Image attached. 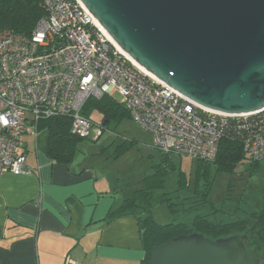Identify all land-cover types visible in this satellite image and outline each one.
Masks as SVG:
<instances>
[{"label":"built area","instance_id":"built-area-1","mask_svg":"<svg viewBox=\"0 0 264 264\" xmlns=\"http://www.w3.org/2000/svg\"><path fill=\"white\" fill-rule=\"evenodd\" d=\"M41 5L30 33L0 31V173L25 171L20 137L37 140L39 119L69 115L71 133L87 137L94 123L82 114L84 104L115 94L160 152L213 160L220 138L231 134L246 161L264 158V108L229 114L202 107L132 64L80 0Z\"/></svg>","mask_w":264,"mask_h":264},{"label":"water","instance_id":"water-1","mask_svg":"<svg viewBox=\"0 0 264 264\" xmlns=\"http://www.w3.org/2000/svg\"><path fill=\"white\" fill-rule=\"evenodd\" d=\"M145 70L198 105L264 108V0H80ZM245 234L191 232L154 246L146 264H259Z\"/></svg>","mask_w":264,"mask_h":264},{"label":"crops","instance_id":"crops-1","mask_svg":"<svg viewBox=\"0 0 264 264\" xmlns=\"http://www.w3.org/2000/svg\"><path fill=\"white\" fill-rule=\"evenodd\" d=\"M45 135L41 146L34 139L35 152L27 143L18 147L24 172L0 173V264H64L66 257L76 264H141L137 218L110 216L132 190L84 157L53 159Z\"/></svg>","mask_w":264,"mask_h":264},{"label":"trees","instance_id":"trees-1","mask_svg":"<svg viewBox=\"0 0 264 264\" xmlns=\"http://www.w3.org/2000/svg\"><path fill=\"white\" fill-rule=\"evenodd\" d=\"M43 13L44 8L41 5V0H0V31L7 29L14 33L28 34ZM82 114L92 122V114H97L99 125L102 128V124L110 119L129 116L120 101L114 96L108 95H103L100 98H89L83 106ZM37 130L46 133L44 144L46 153L61 162L71 159L76 150L77 139L83 138L71 133L69 115L41 118L37 121ZM257 162V160L246 161L241 141L231 134H224L218 142L217 153L213 160L195 159L193 186L185 173L180 170L176 173V182L178 186L184 185L190 191H194L196 188L203 199L201 204L213 205L208 200V188L212 182V178H208V173L213 167L216 172H233L235 166L240 163L255 165ZM156 165L157 168L152 173L145 174L142 178L143 187L133 189L132 194L123 199L122 205L110 213L111 217L131 213L137 218L144 251L141 264H146L154 246L191 232L202 233L212 240L237 233L245 234L247 251L256 256H261L264 252V206L253 209L245 218L235 216L227 221L221 217L217 219L216 215L215 219L212 220L201 213L194 214L190 223L172 220L166 224H159L153 220L151 215L153 191L164 187L165 176L169 173L168 168L175 167L171 154L163 152L160 153V161ZM169 211H173L171 205ZM262 262L264 264V260H261L259 264Z\"/></svg>","mask_w":264,"mask_h":264},{"label":"rangeland","instance_id":"rangeland-1","mask_svg":"<svg viewBox=\"0 0 264 264\" xmlns=\"http://www.w3.org/2000/svg\"><path fill=\"white\" fill-rule=\"evenodd\" d=\"M114 97L119 100L117 94ZM92 117L94 124L89 135L77 139L73 157H84L83 161L97 167L100 174L112 176L111 181L123 186V189L127 187V191L143 187L142 178L152 173L160 161L161 152L153 146L151 135L129 116L110 119L102 124L101 129L98 127L99 116L92 114ZM43 136L44 132L39 131L40 146ZM20 140V148L23 149L27 143V149L35 152L31 133L22 134ZM170 154L175 167L168 168L164 187L154 190L151 197V215L157 223L166 224L172 220L190 223L197 213L205 214L212 220L216 215L217 219L221 217L227 221L235 216L245 218L253 209L264 206V158L255 165L240 163L233 172H216L213 167L208 173V178H212L208 188L211 205L201 204L203 199L196 188L190 191L176 182V173L180 170L193 186L195 159L178 153ZM170 205L172 212L169 211ZM196 207L199 208L194 210Z\"/></svg>","mask_w":264,"mask_h":264},{"label":"bare ground","instance_id":"bare-ground-1","mask_svg":"<svg viewBox=\"0 0 264 264\" xmlns=\"http://www.w3.org/2000/svg\"><path fill=\"white\" fill-rule=\"evenodd\" d=\"M96 24L101 28V30L105 33V36L107 37V39L109 40V42H111L115 48L123 55L125 56L132 64H134L137 68H139L141 71H143L144 73L152 76L153 78H156L152 73H150L149 71L145 70L141 65H139L131 56H129L125 51H123L121 49V47L110 37V35L105 31V29L98 23V21L96 20ZM215 112V111H214Z\"/></svg>","mask_w":264,"mask_h":264}]
</instances>
